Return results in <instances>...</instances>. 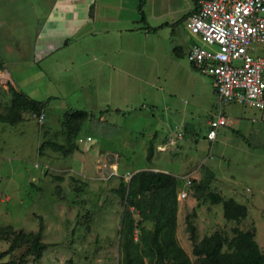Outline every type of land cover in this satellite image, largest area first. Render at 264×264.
Wrapping results in <instances>:
<instances>
[{
  "label": "rangeland",
  "instance_id": "374dc122",
  "mask_svg": "<svg viewBox=\"0 0 264 264\" xmlns=\"http://www.w3.org/2000/svg\"><path fill=\"white\" fill-rule=\"evenodd\" d=\"M54 1L0 0V114L10 103L8 84L45 102L42 124L31 112H23L22 120L13 125L0 122V225L35 232L39 216L40 240L49 244L37 262L28 256L26 264H66L67 259L73 264H117L120 219L127 212L123 200L113 192L120 177L100 178L97 156L103 151L119 154L118 174L154 166L178 174L177 191L186 190V196L176 199L177 236L191 264L198 263L190 251L185 216L194 227L195 240L214 230L229 235L233 226L242 230L254 227V240L264 251V112L222 103L224 115L239 121V132H232L230 125L219 126L212 142L204 139L206 122L218 101L209 77L196 72L177 50L178 45L184 48V40L192 39L182 20L192 0H143L145 23L138 20L139 0H122V6L117 5L120 0H109L99 14L90 12L94 23L82 27L79 21L67 20L64 25V13L55 10ZM104 15L118 25L124 18H133L146 28L144 33L128 35L130 40L139 35L141 41L130 54L140 56H135L137 62L124 64L125 75L114 70L116 74L107 77L108 67L103 65L98 72L94 47L98 36L87 33ZM53 16H63L62 22L51 23ZM67 26L74 29L70 35H65ZM64 38L70 41L67 47L61 42ZM99 41L105 42L103 38ZM121 52L114 55L116 62ZM72 110L88 114L76 135L92 138L85 143L87 150L76 137H70L69 144L60 124L64 112ZM99 115L104 119L99 120ZM183 123H188V130L181 144H166L164 151L157 149L165 153L154 152L147 161L146 147L153 134L160 138L176 129L182 131ZM45 141L71 151L62 154L47 146L39 149ZM102 156L104 172L109 166L117 167L111 155ZM184 156L189 162L182 169ZM84 167L88 168L85 177L79 172ZM187 179L190 184L186 187ZM198 182L204 183L205 190L195 188ZM55 186H59L58 192ZM206 190L236 198L245 205L246 217L240 222L225 220L221 204L212 205L204 198ZM128 213L134 224L140 221L131 209ZM140 225L150 228L145 221ZM7 245L0 240V252ZM26 247L27 243L20 244L0 261L16 259Z\"/></svg>",
  "mask_w": 264,
  "mask_h": 264
},
{
  "label": "trees",
  "instance_id": "16d2710c",
  "mask_svg": "<svg viewBox=\"0 0 264 264\" xmlns=\"http://www.w3.org/2000/svg\"><path fill=\"white\" fill-rule=\"evenodd\" d=\"M142 1H138L137 13L139 14L138 20L145 23L141 10ZM1 68L0 63V70ZM7 88L10 103L6 106V112L0 114V122L13 125L22 120L23 112L36 115L43 111L44 101L27 97L15 90L11 84H8ZM87 117V112L83 110L64 112L60 124L64 127L69 144L71 143L70 137L73 139L77 137L80 124ZM204 137L207 139L206 136ZM44 146L62 154H68L71 151L62 144L52 141L42 142L39 149ZM151 149L152 146L149 143L145 154L147 161L150 160ZM56 178L59 179V177ZM195 188L202 191L206 187L203 182H198ZM54 189L58 192L59 186H55ZM113 192L123 200L127 212L120 219L121 227L118 237L120 257L117 264H191L189 256L175 237L177 188L173 175L151 169L137 170L131 174L128 181L120 177ZM203 195L210 204H221L222 217L225 220L240 222L246 217L245 205L233 198H224L217 190H206ZM130 207L140 221L150 223V228L140 225V221L134 224L131 214L128 213ZM37 218L38 229L35 232H24L22 229H13L11 225H0V240L8 244L7 248L0 252V257L9 254L20 244L27 243L26 249L16 259L0 261V264H26L28 256H32L33 262L40 259L42 252L49 244L40 240L42 222L39 216ZM184 223L188 239L191 241V254L198 264H264V251L254 240V227L242 230L233 226L230 228L231 234L229 235L224 231L214 230L195 240L194 227L189 223L187 216L184 217ZM66 264H73V262L67 259Z\"/></svg>",
  "mask_w": 264,
  "mask_h": 264
},
{
  "label": "built area",
  "instance_id": "2783aa9c",
  "mask_svg": "<svg viewBox=\"0 0 264 264\" xmlns=\"http://www.w3.org/2000/svg\"><path fill=\"white\" fill-rule=\"evenodd\" d=\"M187 31L196 35L198 43H191L185 52L188 63L199 73L211 79V85L220 103H237L264 111V55L255 52L264 44V0H198V8L184 22ZM255 52V53H254ZM44 112L34 115L38 124ZM220 109L207 121L206 138L213 141L219 126L230 125ZM182 139L175 131L166 139L174 146ZM90 138H77V143ZM165 150V146L158 147ZM105 156V155H104ZM100 162V178L113 176L128 181L132 173L118 174L115 166L106 168L105 157ZM190 180L184 185L187 187ZM186 196V190L177 191L176 199ZM132 210V207H130Z\"/></svg>",
  "mask_w": 264,
  "mask_h": 264
},
{
  "label": "crops",
  "instance_id": "0c3cea01",
  "mask_svg": "<svg viewBox=\"0 0 264 264\" xmlns=\"http://www.w3.org/2000/svg\"><path fill=\"white\" fill-rule=\"evenodd\" d=\"M73 1H77V5H75L76 2H73ZM108 1L109 0H71V1L70 0H55L53 2V6L56 7L55 10H59L60 13H64V17L63 16H57V17L53 16L51 18L50 22L54 23V24H58V23H61L62 22L61 20L64 19V25H65L67 20L73 21V22L79 21L81 27L86 23L91 22L93 24L94 23L93 20L95 19V16L90 15V12L99 14V12H101L103 9L102 4L108 5L109 4ZM117 5L122 6V0L117 1ZM86 7H88V8L86 9ZM197 8H198V0H192V7L182 17L183 23L185 22L186 17L189 14H191L192 12L196 11ZM90 9H91V11H90ZM86 10H87V13L89 12L88 15L87 16H85L84 14L82 15V13H85ZM73 14H75V16ZM67 16H70V19H68ZM102 17H103V19H99V18H98L99 20L97 19L98 20L97 25H95V26L92 25V26H90V28H88V33H87V34L91 35L92 37H95L96 35L98 36V39L96 40V45L94 46L95 49L98 51V58H99L98 72L101 73L100 66L103 65L105 67H108V72L105 73L107 75V77H111V76H113V74H116V73H113L114 70H115V72H120L121 74L125 75V74H127V70L124 68V64L127 62L130 63L132 61L137 62L135 60V56L137 55V59L140 56L139 53H137L134 57H133L134 54L133 55L130 54L131 48L134 47V44H137L138 42L141 41V39L138 38L139 35L134 36V37L132 36L131 40H130L128 35L137 34L138 32L144 33V31H146V28L145 27H142V28L139 27V25L136 24V22L134 21L133 18L132 19L131 18L130 19L124 18L123 20H121L122 23L120 25H118L117 21L115 23L113 18H110L106 15H104ZM107 18H109V19H107ZM100 21H103L104 23L101 24ZM70 26H73V25H70ZM65 27H64L65 35H70V33L72 31H74V29L72 27H70V28H69V26H67V28H65ZM73 27H75V26H73ZM110 33L116 34V36L114 38H112L111 37L112 34H110ZM190 35L192 36V39L189 41L184 40V45H185L184 48H182V46L178 45V47H177L178 52H182L185 54V52L187 51V49L191 43H193V42L198 43L199 42V39L196 35H192V34H190ZM99 38H101V39L103 38V40H105V42H100ZM60 41L58 42V44H60ZM61 42H62V44H64L67 47L66 44L68 42V39L64 38V40ZM263 46L264 45L257 46L255 52L258 53L259 55L260 54L264 55V53H260ZM117 51H122V52H121V54L118 57L117 62H116V60L114 59L115 58L114 55L117 53ZM195 71L198 72L197 70H195ZM0 73H1V70H0ZM1 75L2 74H0V76ZM201 75H204V74H201ZM7 78H8V75H7ZM209 79H210V77H209ZM210 85H211V79H210ZM211 92L217 98V101H218V107L216 108V111L213 113V115H214L217 112V110L220 109V105H219V99H218L217 95L214 93L212 85H211ZM220 104H222V103H220ZM225 104H232V103H225ZM233 104H237V103H233ZM242 106H244V105H242ZM244 107H247V106H244ZM247 108H250V109H253L256 111H261V110H258V109L252 108V107H247ZM220 111H221V109H220ZM262 112H264V111H262ZM221 113H223V112L221 111ZM98 119L103 120L104 117L102 115H99ZM238 122H239L238 120H234L231 118L230 128H231L232 132H236V133L239 132V129L237 127ZM206 124H207V122H206ZM186 126H188V123H183V126H182L183 132L180 129L175 130V131H180L182 133V139L185 136V132L188 130ZM175 131H173V132H175ZM172 133L167 132V133L163 134L160 138L157 137L156 134H153V137H151L149 139V143H151V146H152V149H151L152 154H151L150 160H151L154 152L165 153V152H159V151H157V149L160 146H165V147L167 146L165 143L166 139ZM86 136H88L90 138L89 141L92 140V138L89 135H85V137ZM215 136H216V133H215ZM204 139H205V137H204ZM214 139H215V137H214ZM193 140L196 141L195 138H193ZM180 141L178 142L179 144H181ZM85 143L86 142H82V146L84 147L85 150H87L89 147L87 148ZM103 152L104 153H102V152L99 153L97 157L99 158L101 155H106V156H108V154L111 155L112 158L115 159L114 162L116 163V166H117L116 168L118 170L119 154L115 151H106V152L103 151ZM170 153H169V155H171ZM172 156H174V158H179V155H172ZM184 157L186 158L187 162L185 161L184 158L182 159V161L184 162L182 169H184L186 167V164L188 165V162H189V159H187L186 156H184ZM181 163H180V165H181ZM150 169L155 170V171L167 172V173H170L171 175H173L175 178L178 177V174L170 172L169 170H166V169H161V168H158L155 166L151 167ZM188 169H190V168H188ZM192 170H191V172H192ZM85 171H88L87 167L81 168V171L79 170L80 174H82L84 177L86 176V175H84ZM124 172H127V171H124ZM133 172H135V170ZM88 186H89V184L84 185V187H88ZM83 190L84 189H82V191L80 193L84 196ZM234 200H236V198ZM236 201L239 202L238 200H236ZM178 210H179V208L177 207L176 217H175V237H176L177 242L179 244L180 241H179V238L177 236V226H178V222H179ZM179 245L181 246V243Z\"/></svg>",
  "mask_w": 264,
  "mask_h": 264
}]
</instances>
